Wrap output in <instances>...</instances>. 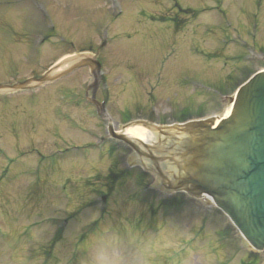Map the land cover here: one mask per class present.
<instances>
[{"label":"rangeland","instance_id":"rangeland-1","mask_svg":"<svg viewBox=\"0 0 264 264\" xmlns=\"http://www.w3.org/2000/svg\"><path fill=\"white\" fill-rule=\"evenodd\" d=\"M178 14L186 20L176 29ZM84 56L102 66L101 115L83 99L86 69L0 92V264H96L100 255L130 264L139 252L147 264H262L224 216L202 225L185 207L158 208L151 176L120 173L129 148L108 139L77 160L56 149L96 141L109 122L118 131L130 118L224 116L264 68V0H0V84L61 73ZM108 170L121 174L111 190ZM95 189L108 192L103 219L89 208Z\"/></svg>","mask_w":264,"mask_h":264},{"label":"water","instance_id":"water-1","mask_svg":"<svg viewBox=\"0 0 264 264\" xmlns=\"http://www.w3.org/2000/svg\"><path fill=\"white\" fill-rule=\"evenodd\" d=\"M238 93L232 116L215 130L208 124L211 120L167 127L166 132L142 124L170 138L168 149H156L162 157L148 155L161 184L168 189L210 193L248 240L262 249L264 73L253 77Z\"/></svg>","mask_w":264,"mask_h":264},{"label":"clouds","instance_id":"clouds-1","mask_svg":"<svg viewBox=\"0 0 264 264\" xmlns=\"http://www.w3.org/2000/svg\"><path fill=\"white\" fill-rule=\"evenodd\" d=\"M96 264H120L118 259H112L105 255H100L97 257ZM130 264H147L146 258L142 252H139L137 255L133 256Z\"/></svg>","mask_w":264,"mask_h":264},{"label":"bare ground","instance_id":"bare-ground-1","mask_svg":"<svg viewBox=\"0 0 264 264\" xmlns=\"http://www.w3.org/2000/svg\"><path fill=\"white\" fill-rule=\"evenodd\" d=\"M229 114H230V109H228L225 112V114H224L223 117H228ZM217 121H216V123H217ZM216 123L213 126H215ZM208 124L211 125L210 122H208ZM127 137L134 138V139H141L143 141L153 140V138L151 137L150 134L145 133L142 129H140L138 127L137 128H131V129H129L128 132H127ZM175 173L177 174L178 173V170H175ZM208 200H211V199L208 198Z\"/></svg>","mask_w":264,"mask_h":264}]
</instances>
